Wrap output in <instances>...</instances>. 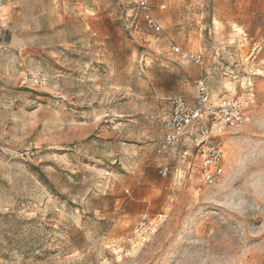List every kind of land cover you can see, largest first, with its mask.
<instances>
[{
  "label": "rangeland",
  "instance_id": "obj_1",
  "mask_svg": "<svg viewBox=\"0 0 264 264\" xmlns=\"http://www.w3.org/2000/svg\"><path fill=\"white\" fill-rule=\"evenodd\" d=\"M151 4L160 32L136 0H95L88 24L42 30L54 43L29 70L45 86L25 65L0 79V264H264V0ZM206 76L202 117L161 151L171 99L196 106Z\"/></svg>",
  "mask_w": 264,
  "mask_h": 264
},
{
  "label": "crops",
  "instance_id": "obj_2",
  "mask_svg": "<svg viewBox=\"0 0 264 264\" xmlns=\"http://www.w3.org/2000/svg\"><path fill=\"white\" fill-rule=\"evenodd\" d=\"M44 1H5L3 10L4 31L0 41V71L3 74L2 77H5L6 74L13 77L19 76L24 65L28 70L25 75L29 72H34L29 70V62L35 60L34 57L30 56V52H40L46 44L54 43L53 37H48L47 34L42 33V30L44 28L53 29L54 24L52 23H55V21L60 23L65 18L76 21L78 25L83 22L89 23V4L95 0H51L52 4L60 8L57 13L55 11L47 13L43 7ZM47 15L49 20H51V23L48 24L43 22L45 19L47 20ZM64 15H67V17ZM138 25L139 20L135 27L137 28ZM76 36L79 38L78 31ZM61 38L60 34V38L58 37L59 42ZM80 40L78 42L80 44L86 45L89 43L83 36H81ZM41 58L44 59V55Z\"/></svg>",
  "mask_w": 264,
  "mask_h": 264
},
{
  "label": "built area",
  "instance_id": "obj_3",
  "mask_svg": "<svg viewBox=\"0 0 264 264\" xmlns=\"http://www.w3.org/2000/svg\"><path fill=\"white\" fill-rule=\"evenodd\" d=\"M6 0H0V41L3 37L4 25H3V10ZM137 10L140 12L141 17L144 19L145 24L148 28L155 30L157 32L162 31V27L157 22L153 15L151 0H136ZM173 50L181 54L183 59L193 61L195 63L203 62V55L198 54H189L177 45L173 46ZM3 74L0 71V77ZM206 78L204 77L199 81V99L196 106L190 105L182 97H174L170 102V112L166 115L164 119V129L165 137L160 144V150L166 151L171 146H174L179 142L181 136L186 132L187 128L196 120L202 117L204 109L208 105V87L206 83ZM48 77L42 72H29L24 76V82L30 84L33 87H43L46 85ZM223 110H226L224 113L226 120L230 125H239L249 121V117L239 110L231 111L232 108H226V105L222 106ZM28 157L36 155L35 148L33 143L29 144V147L26 148ZM223 159L222 150L216 146H209L203 148L202 151V171L206 178V181L213 183L215 180L216 173H220L216 170L218 165ZM169 172L168 167L161 169V174L166 176Z\"/></svg>",
  "mask_w": 264,
  "mask_h": 264
}]
</instances>
